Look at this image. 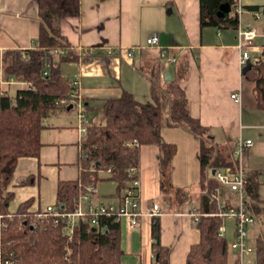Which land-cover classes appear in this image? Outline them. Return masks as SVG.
Wrapping results in <instances>:
<instances>
[{"label":"crops","instance_id":"1","mask_svg":"<svg viewBox=\"0 0 264 264\" xmlns=\"http://www.w3.org/2000/svg\"><path fill=\"white\" fill-rule=\"evenodd\" d=\"M236 5L240 7L238 18L234 11ZM235 6L230 8L229 15L236 16V26L249 24L255 30L254 39H264V16L254 18L253 10L248 9L251 6L264 8V0H236ZM255 24L261 31L256 30ZM58 26L77 55L76 60L61 62L58 67L68 84L76 80L73 94L81 103L85 123L79 122L75 107L73 113L56 110L43 119L37 158L19 157L7 185L6 190L11 193L7 205L10 215L28 199L31 204L27 211L33 214L55 204L56 182L74 180L78 175L82 126L87 128L101 123V102L117 98L123 90L131 92L137 101L149 99L145 73L152 60L157 62L161 85L166 81V73L169 79L175 78L179 68H185L180 85L189 113L208 129L218 154L232 163V149L237 139L251 141L243 156L246 183L247 178L255 183L256 198L264 205V109L255 105L250 72L242 77L238 68L240 52L236 49V26L199 27L198 0H79L78 16L64 17ZM37 33L34 0H0V93L13 97L18 88L26 86L25 82L12 78L3 79L2 53L34 49ZM152 33L157 34L156 46L145 43ZM260 47V54L254 60L264 59L261 55L264 43ZM159 49H165L166 57H174L175 62L160 59ZM127 50H131L130 56L126 55ZM245 50L251 61L250 53ZM61 53L50 51L45 65L49 61L57 63ZM234 92L239 94V103L230 98ZM161 112V140L175 146L170 183L199 193L198 142L185 130L166 126L167 102L163 96ZM157 154L154 144L139 146V203L142 209L152 202L158 204L159 241L169 248L168 264H184L189 246L198 241L193 217V213L199 212L198 203L181 205L174 211L163 205ZM210 171L207 170V177ZM93 197L104 201L96 192ZM107 199L113 201L110 196ZM119 227L122 263L150 264L153 260L150 216L143 215L139 224L131 229L123 220ZM257 235L262 237L264 244V215L260 222L248 227L247 242L251 251L246 264H251L250 255L254 256L253 241ZM229 258H233L230 250ZM252 264H255V256Z\"/></svg>","mask_w":264,"mask_h":264},{"label":"trees","instance_id":"2","mask_svg":"<svg viewBox=\"0 0 264 264\" xmlns=\"http://www.w3.org/2000/svg\"><path fill=\"white\" fill-rule=\"evenodd\" d=\"M38 33L36 47L27 50H7L1 55L3 79L12 78L25 82L13 97L0 93V264H124L123 250L119 244V222L112 217H100L98 225L76 221L71 234L63 235L61 226L54 225L51 218H38L27 211L31 201L20 203L13 214L7 211L11 193L6 190L19 157L37 158L39 131L43 119L56 110L69 112L66 105L57 104L58 99H69L73 88L60 73L61 62L76 60L77 55L61 35L58 23L64 17H77L79 0H34ZM227 2L230 8L236 0H198L199 27L216 26L235 28L236 16L225 13L215 17L219 4ZM258 10V7H248ZM50 51H60L58 62L45 59ZM264 56V49L261 52ZM252 93L255 105L264 109V59L252 63ZM44 72V74H43ZM248 73V72H247ZM246 73V74H247ZM246 74L242 75L245 77ZM149 83V99L137 101L133 94L121 91L117 98L101 102L102 122L85 129L80 145L78 175L74 180H58L55 188V205L63 211H71L78 197L88 184L100 180L98 171H108L106 179L115 183V192L109 196L115 200L124 185L132 178L127 175L129 167H137L139 146L154 144L158 148L157 167L159 191L162 203L169 210L192 202L186 189L170 183L171 158L175 152L173 144L161 140V96L167 102L168 127H179L191 134L198 142L199 196L208 193L216 183L207 177V170L229 166L231 162L217 153L208 129L192 117L180 82L185 68H179L175 78L160 84L157 62H149L145 73ZM134 140L136 145L128 146ZM246 193L255 222L264 215V205L256 198V186L247 178ZM106 196V197H109ZM194 226L198 241L189 246L184 264H228L229 248L224 237L218 235L221 219L202 212L201 200ZM264 204V203H263ZM175 207V208H174ZM104 226V228L102 227ZM150 264H168L169 248L160 244L159 217H150ZM255 264H264V244L260 235L253 241Z\"/></svg>","mask_w":264,"mask_h":264},{"label":"built area","instance_id":"3","mask_svg":"<svg viewBox=\"0 0 264 264\" xmlns=\"http://www.w3.org/2000/svg\"><path fill=\"white\" fill-rule=\"evenodd\" d=\"M235 14L238 18L240 7L238 5L234 8ZM264 15L261 9L253 11L254 18H261ZM236 32V49L240 52L237 60L238 68L244 66L245 61L249 59L245 50L246 47L252 45L255 37V30L249 24L244 26L237 25ZM148 46L157 45V34L152 33L145 39ZM110 53V52H107ZM126 55H131V50L126 51ZM158 57L167 63H174V57H166V50L159 49ZM258 59L251 61L256 62ZM44 74V72H43ZM72 88L76 86V80L73 79L69 84ZM230 98L235 103H239L240 97L237 92L231 93ZM60 105H71L77 109V116L79 122L83 125L85 118L82 113L81 103L72 93L69 99L60 98L57 101ZM85 127L81 128V137H85ZM128 146L136 145L134 140L127 143ZM251 145L249 139H237L232 149L233 161L229 166L212 168L209 178L216 183V186L206 193L208 203L213 207V211L209 215L216 216L221 219V224L218 227V235L224 237V228L222 227V220L226 219L232 223V239L228 242V248L233 253V258L228 264H246V258L251 251V247L247 242L248 227L255 223V218L249 207L250 199L246 193V174L243 167V156L245 150ZM80 157H84L80 152ZM211 169V170H212ZM109 169L106 170L108 173ZM127 175L132 178L122 187L118 198L113 201L104 202L102 200H95L93 195L95 189L93 184H88L75 202L71 211H63L60 207L54 205H47L42 212L36 214L38 218L49 217L54 225H60L62 234L69 236L76 221L88 222L91 226L98 225L100 217H112L115 221H124L128 229L138 225L143 215L150 217L159 214V206L152 202L148 207L142 209L138 198V178L137 167H129ZM207 214V213H205ZM198 213H193L194 220ZM104 228V226H102Z\"/></svg>","mask_w":264,"mask_h":264},{"label":"rangeland","instance_id":"4","mask_svg":"<svg viewBox=\"0 0 264 264\" xmlns=\"http://www.w3.org/2000/svg\"><path fill=\"white\" fill-rule=\"evenodd\" d=\"M257 27V31H261L260 28L258 27V25H253ZM262 43H264V39H260V38H256L253 41V45L246 47L248 53H250V58L251 61H254V58L257 56H259L260 54V46L262 45ZM64 70V69H63ZM65 71V70H64ZM248 72H250V77L252 79V77H254L256 75L255 71L250 69ZM70 76V75H69ZM72 113L73 111L70 110ZM102 119V118H101ZM98 177L100 180H97L95 182V192L98 196L102 197V199L104 200V202H108V197L109 194H113L115 192V184L111 181L106 179V177L108 176V173L106 171H98ZM189 194L191 196L192 202L195 204L200 200V196L198 194V191L196 192L194 189H190L189 190ZM222 227L224 228L225 232H224V238L225 240L228 242L231 241V231H232V223L229 220H222ZM253 254L250 255V259H251V264L253 262ZM123 260V257H121V261ZM229 263V262H228Z\"/></svg>","mask_w":264,"mask_h":264},{"label":"water","instance_id":"5","mask_svg":"<svg viewBox=\"0 0 264 264\" xmlns=\"http://www.w3.org/2000/svg\"><path fill=\"white\" fill-rule=\"evenodd\" d=\"M229 12H230V5L227 2H223V3H221V4L218 5L217 10L215 12V17L218 18V19H220V18L223 17V15L225 13H229ZM261 12L264 15V8L261 9ZM251 66H252L251 61L249 59H247L245 61L244 66L241 68L240 73L242 75L246 74L251 69ZM165 79H166V81L169 80V76H168L167 73L165 74ZM70 108H71V105H67L66 106V109L67 110L70 109ZM213 172H214V170L212 169L211 170V173H213ZM200 200H201L202 212L203 213H208V211H209V203H208V197H207V195L206 194H203L200 197Z\"/></svg>","mask_w":264,"mask_h":264}]
</instances>
